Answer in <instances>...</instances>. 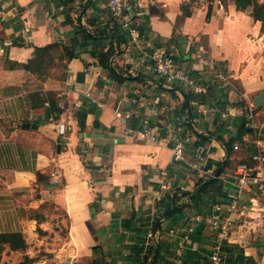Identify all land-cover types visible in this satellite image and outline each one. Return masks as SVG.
Masks as SVG:
<instances>
[{
	"label": "crops",
	"instance_id": "0c3cea01",
	"mask_svg": "<svg viewBox=\"0 0 264 264\" xmlns=\"http://www.w3.org/2000/svg\"><path fill=\"white\" fill-rule=\"evenodd\" d=\"M144 11L140 37L175 54L176 67L204 85L218 72L229 76L227 84L209 87L205 96L192 95L179 84L164 85L148 65L139 67L136 57L126 63L122 49L128 36L105 0H0V234L21 233L30 245L28 253L42 245L46 259L38 264H138L153 224L152 244L158 249L154 264H208L214 240L208 228L194 225L191 242L196 252L189 247L179 252L178 235L169 230L182 227L191 215L211 214L214 204L224 202L231 174L227 169L196 203L190 196L196 183L208 176L170 163L167 144L127 136L112 121L116 108H134L133 99L151 101L158 122L199 104L212 103L224 111V120L219 113L205 120L190 115L195 141L187 147L186 158L198 146L208 148L207 171L225 161L216 137L234 136L242 118L251 133L241 142L249 143L252 154L244 161L234 155L230 159L251 166L252 155L264 157V94L262 107L253 104L264 91V31L253 19L252 8L237 11L234 0H155ZM106 28H116L121 35V51L109 59L114 74L98 60L99 51L110 45ZM95 36L100 39L94 41ZM188 39L192 45L187 50ZM50 45L57 48L46 58L42 78L23 68L33 60L35 48ZM61 64L66 66L63 77ZM85 93L103 107L91 103ZM186 96L194 99L184 107ZM51 112L66 124L62 138L47 122ZM79 114L85 115L82 130ZM159 169L167 173V190L159 189ZM175 192L190 196H177L169 205L177 209L162 217L166 206L158 217L161 201L156 196L166 202ZM240 202L246 212L234 215L223 264H264V194L248 188L240 192ZM61 226L64 237L57 231Z\"/></svg>",
	"mask_w": 264,
	"mask_h": 264
},
{
	"label": "built area",
	"instance_id": "2783aa9c",
	"mask_svg": "<svg viewBox=\"0 0 264 264\" xmlns=\"http://www.w3.org/2000/svg\"><path fill=\"white\" fill-rule=\"evenodd\" d=\"M154 4L155 0H105V7L111 17L117 20L120 29L126 32L128 36V44L122 49L125 62L132 64L133 57H136L139 67L145 68L148 65L153 76L161 80L164 85L171 87L179 84L188 94L192 95L205 96L209 87L216 85L221 89L223 85H226L229 76L223 72L216 73L213 82L204 85L184 70L176 67L175 54L167 52L162 47H157L146 38L140 37V20L145 14V6ZM7 45L8 43H4V46ZM191 45L192 42L188 39L186 49H190ZM210 69H212L211 66ZM84 95L98 108L103 107L89 93ZM134 95L135 98L139 97L140 91L135 90ZM137 99L131 100L134 108L130 110L116 108L113 111L112 121L123 127L125 135L136 137L151 144H167L171 153L170 163L184 164L188 169L212 178L213 173L205 170L210 156L208 148L198 146L195 148L192 157L190 159L186 158L187 147L195 141L190 115L194 112L198 118L205 120L210 114L219 113L221 119L224 120L227 114L212 103L199 104L191 110H185L174 116L171 120L158 122L155 120L158 117V112L154 104L151 101L139 103ZM45 105L49 107L47 103ZM139 109H142V114ZM248 119L247 127H254L252 112L249 114ZM47 122L54 126L58 137L65 136L66 124L60 118H57L55 113L51 112L48 115ZM232 125V121L228 122L229 129L232 128ZM262 127L264 128V122ZM238 149L239 146L234 144L233 150L237 151ZM250 159L254 162V165L249 166L240 162L235 166L233 174L226 181L227 188L224 193V202L214 204L211 214L191 215L185 219L182 227L169 230L170 235H178L177 248L179 252L184 251L187 247L194 252L198 250L197 245L191 242V234L194 232V225H202L214 235L208 256V264H223V246L229 242L234 215L243 216L246 212V206L240 202V192L251 188L264 194V157L252 155ZM157 180L160 190L168 189L167 173L164 169L158 170ZM156 201H160L159 195L156 196ZM152 241L153 232L151 230L147 234L144 244L141 245L143 253Z\"/></svg>",
	"mask_w": 264,
	"mask_h": 264
},
{
	"label": "trees",
	"instance_id": "16d2710c",
	"mask_svg": "<svg viewBox=\"0 0 264 264\" xmlns=\"http://www.w3.org/2000/svg\"><path fill=\"white\" fill-rule=\"evenodd\" d=\"M234 4H235V8L237 11H245L248 8H252L253 19L255 21H259L261 23V31H264V4H260L258 2V0H234ZM106 33L110 39V45L106 50L102 49L101 51H99L98 60H99V64L101 65L102 68H106L109 71H111L112 74H114L113 70L111 68H109V59L114 54L115 50H116V53H117V51H121V48H120V44H121L120 36L121 35L118 34V32L116 31V28H113V29L106 28ZM96 39L98 40L100 38L98 36H95L94 41ZM114 41H116V43L118 42L117 43L118 46H115V47L113 46ZM116 43H115V45H116ZM56 48H57V45H50V46H47L44 48H35L33 60H31L27 65L23 66V68L28 70V71H31L33 73H36L40 78H42V75L39 73H40L42 67H44L45 62H46V58L49 56L50 51H52ZM66 53H67L66 55H67L68 60L73 58L72 54H69L67 51H66ZM60 67L63 68V75H61V77H63L64 76V70L66 69V66H65V64H61ZM57 77H59V76H57ZM187 97H189V98L187 99ZM191 97L192 96H186V98H185L186 100L184 102V107L188 106V100ZM192 98L194 99V97H192ZM201 98H203V97H201ZM78 118H79L78 124H79L80 129L82 130L84 127L85 115L79 114ZM244 123H245V120H244V118H242L241 122L236 126V132H235L234 136L229 137L226 140L222 139L220 135H218L216 137V139L220 142L221 146L223 147V149L225 151V161L223 164H222V162H219L216 165V168L212 171V173L214 174L218 168H220V173L216 178H207V180L209 181L207 185H205L203 188L200 189L201 185L207 180H199L196 183V185H195L196 188L190 196V198L195 200L196 203H198L196 197H198L202 193H205L212 185H214L218 181L221 174L226 172V170L228 169V165L232 164L231 162L233 160L230 159V156H231L232 151H233L234 143L241 142L245 135H247L248 133H251V131L248 128L244 127ZM198 139L201 142H203L205 140V138H203L202 136H198ZM248 164L250 166V163H248ZM263 169H264V163H263ZM233 172H234V170H233ZM233 172L231 173V175L233 174ZM168 199L169 200H167L166 202H163L162 200H160L161 202L157 203L156 207L159 210V212L157 214L158 217H160V215H161L162 208L170 205L171 197H168ZM181 209H182V207L179 206L178 211ZM158 228H159V226H158ZM153 229H155V224L152 225V230ZM5 244L9 245V247L12 249H23V248H25V240H24V237L21 233L0 234V246L5 245ZM157 255H158V249L156 246H154V244L151 243L150 246H148L145 253L143 254L144 263L149 262V264H154L156 259H157ZM20 264H26V263L23 262ZM27 264H29V260L27 261Z\"/></svg>",
	"mask_w": 264,
	"mask_h": 264
},
{
	"label": "rangeland",
	"instance_id": "374dc122",
	"mask_svg": "<svg viewBox=\"0 0 264 264\" xmlns=\"http://www.w3.org/2000/svg\"><path fill=\"white\" fill-rule=\"evenodd\" d=\"M182 88V86H180ZM183 89V88H182ZM239 146V149L237 151L233 150L231 155L236 156V159H240L244 161L246 158L249 159V156L252 154V149L249 147V143H243V142H236ZM235 159V158H234ZM231 162L232 164L228 165V170L226 173L231 174L234 170L235 165L240 161L237 162V160H234ZM246 163V162H245ZM7 180H13V177H9ZM54 212V211H52ZM51 212V213H52ZM29 216L32 215V212L28 214ZM38 231V230H37ZM59 234L64 237L65 235V229L61 226L57 229ZM41 235V234H39ZM25 240V239H24ZM32 246V245H31ZM42 245H37L35 250L28 253L30 245L25 240V248L23 249H12L9 247V245H1L0 246V264H20V263H26L29 260V264H38L40 261H44L45 258V252L43 251L44 247H41ZM143 260L139 261L138 264H149V262L144 263Z\"/></svg>",
	"mask_w": 264,
	"mask_h": 264
},
{
	"label": "water",
	"instance_id": "95a60500",
	"mask_svg": "<svg viewBox=\"0 0 264 264\" xmlns=\"http://www.w3.org/2000/svg\"><path fill=\"white\" fill-rule=\"evenodd\" d=\"M263 94H264V91H261L260 92V95L254 100L253 104L254 106L260 108L262 107L263 105ZM25 128H28V125H24ZM31 128L33 129H36V126H32ZM61 142H66L65 140H61ZM220 173V168L217 169V171L213 174V177L212 178H216ZM209 181H206L204 182L200 188H203L205 185L208 184ZM177 196H180L182 198L184 197H187V196H190V192H183V193H178V192H175L173 193L172 195V199H171V204L174 203V200ZM177 209L176 206H169V207H166L162 213V217H167V216H170L175 210ZM159 225V219L156 220V227Z\"/></svg>",
	"mask_w": 264,
	"mask_h": 264
}]
</instances>
